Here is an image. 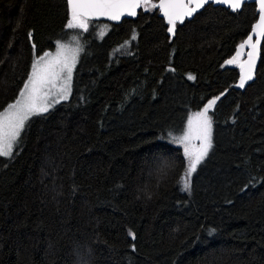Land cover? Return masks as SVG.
<instances>
[{
	"label": "trees",
	"instance_id": "1",
	"mask_svg": "<svg viewBox=\"0 0 264 264\" xmlns=\"http://www.w3.org/2000/svg\"><path fill=\"white\" fill-rule=\"evenodd\" d=\"M257 16L210 3L169 33L140 7L88 41L69 99L0 156V264H264V41L243 91L225 63ZM69 19L67 0H0V110ZM216 97L184 190L176 132Z\"/></svg>",
	"mask_w": 264,
	"mask_h": 264
},
{
	"label": "snow or ice",
	"instance_id": "2",
	"mask_svg": "<svg viewBox=\"0 0 264 264\" xmlns=\"http://www.w3.org/2000/svg\"><path fill=\"white\" fill-rule=\"evenodd\" d=\"M208 0H160L159 4L151 0H67L70 8L68 29L88 30L89 21L94 17L106 16L110 20H120L125 14L135 16L136 9L144 7L145 10L159 8L167 18L168 32L173 33L177 21L190 17ZM227 3L234 11L238 10L244 0H218ZM259 4V19L255 23L248 37L238 46L236 55L227 60L226 64H233L241 55V50L248 48V59L239 65L241 69L239 87L243 88L247 81L253 79V69L260 52V45L264 41V0H257ZM31 36V33H29ZM104 32L101 31L102 37ZM255 41L253 42V38ZM132 39H135L133 35ZM128 42L126 41L125 44ZM123 45H121V48ZM77 38H73L69 45L58 44L55 56L45 53L38 57L32 64L28 79L24 82L18 98L7 105L0 112V156L11 157L14 147L19 144V138L26 124L33 116H39L49 111L60 100L68 98L72 72L82 51ZM120 49H115L114 54ZM189 79H194L191 75ZM59 97V99H57ZM219 97L209 100L201 112L196 114L195 128L193 120L189 118L188 131L176 139L177 143L184 144V154L188 164L184 175L181 177L184 190L190 189L192 173L208 154L211 144V120L208 110L216 103ZM200 141L197 149L189 147L193 138Z\"/></svg>",
	"mask_w": 264,
	"mask_h": 264
},
{
	"label": "rangeland",
	"instance_id": "3",
	"mask_svg": "<svg viewBox=\"0 0 264 264\" xmlns=\"http://www.w3.org/2000/svg\"><path fill=\"white\" fill-rule=\"evenodd\" d=\"M110 28H111V24L108 23V22H104V21H103V22H96V21H95V22H89V26H88V30H87V31H83V30H81V29H68V28H66V29L63 31V33H62V34L58 37V39L56 40L54 48L49 49V50H46V51H44L43 53L34 56V58H33V60H32V64H33V62H34L38 57L43 56L45 53H51L52 56H55L56 53H57V50H58V44H62V45H66V46H67V45H69L70 41H72V39H73L74 37L78 39L79 44L81 45L82 49L84 50V47H85V45L87 44L88 41L95 40V39H97V40L101 39V38H102V37L108 32V30H109ZM101 31L104 32V35H103L102 37L100 36ZM83 50L79 53L78 60L76 61L75 67H74L73 72H72V78H71V82H70V92H69V94H68V98H67V99H69V97H70V95H71L72 84H73V77H74L75 68H76V65H77V63H78V61H79V59H80V56H81ZM32 64H31L30 72H31V70H32ZM29 74H30V73H29ZM28 76H29V75H28ZM27 79H28V78H27ZM27 79H26V80H27ZM23 86H24V84L22 85V88H23ZM20 90H21V89H20ZM19 92H20V91H19ZM18 95H19V93H18ZM18 95H17V97H16L14 100H12L11 102H9L8 104L13 103V102L18 98ZM57 99H59V97H57ZM67 99H65V100H60L59 103L62 102V101H66ZM8 104H7V105H8ZM56 104H58V103H56ZM56 104H55V105H56ZM7 105H6L4 108H2V109L0 110V112H3L4 109L7 107ZM55 105H54V106H55ZM51 108H52V107H51ZM51 108H50V109H51ZM203 109H204V107H203L202 109H200L199 111H197V112H195V113H190V114L188 115V117H187V119H186V122H185L184 127L182 128V130L179 131V132H176V134H177V135H176V138H177V139H179L180 137H182V136L185 134V132L188 131V121H189V118H192V120H193V127L195 128L196 121H197L196 114H197L198 112H201ZM211 125H212V123H211ZM23 131H24V130H23ZM22 133H23V132H22ZM21 136H22V134H21ZM21 136H20V138H21ZM177 136H178V137H177ZM20 138H19V141H20ZM212 139H213V125H212V128H211V144H212ZM176 143H177V142H176ZM177 144L182 148L183 153H184V144H183V143H177ZM199 144H200V141L194 138V133H193V138H192L191 141H190L189 147H190L191 149H197V148L199 147ZM17 146H18V145H17ZM17 146L14 147V150H15V148H16ZM208 153H209V151H208ZM184 156H185V154H184ZM206 156H207V155H206ZM206 156H205V157H206ZM185 159H186V168H187L188 160H187V157H186V156H185ZM203 160H204V159H203ZM197 167H198V166H197ZM192 174H193V173H192Z\"/></svg>",
	"mask_w": 264,
	"mask_h": 264
},
{
	"label": "water",
	"instance_id": "4",
	"mask_svg": "<svg viewBox=\"0 0 264 264\" xmlns=\"http://www.w3.org/2000/svg\"><path fill=\"white\" fill-rule=\"evenodd\" d=\"M159 2H160V0H158L157 1V3L156 4H159ZM246 2H254L255 4H256V11H257V13H258V16H257V19H256V21L253 23V25L255 24V23H257L258 22V19H259V4L257 3V0H244V2L242 3V5H241V7L238 9V10H240L241 8H242V6H243V4L244 3H246ZM212 4V5H214V6H224V7H226V8H229L230 10H232V11H234L227 3H221V2H218V0H208V2L207 3H205L202 7H200L197 11H200L204 6H206V5H208V4ZM70 9V8H69ZM139 9L140 8H137L136 9V13L138 14V11H139ZM158 10H159V15L162 17V18H164V20H165V22L167 23V18L163 15V12H162V10H160L159 8H158ZM196 11V12H197ZM235 11H237V10H235ZM195 12V13H196ZM195 13H193V15L195 14ZM137 14L135 15V16H131V15H127V14H125V15H123L122 17H121V19L120 20H110V19H108L106 16H99V17H94V18H92L90 21H104V22H108V23H112V24H119L123 19H125V18H135L136 16H137ZM192 15V16H193ZM192 16H190V17H186L185 19H189V18H191ZM184 19V20H185ZM183 20V21H184ZM179 22H181V21H177V23H179ZM168 24V23H167ZM252 25V26H253ZM252 28V27H251ZM250 32H251V30H250ZM250 32H249V34H250ZM248 34V35H249ZM248 35L246 36V38L248 37ZM245 38V39H246ZM244 39V40H245ZM243 40V41H244ZM242 41V42H243ZM255 41V37L253 38V42ZM241 42V43H242ZM263 42V41H262ZM240 43V44H241ZM239 44V45H240ZM238 45V46H239ZM261 45H262V43H261ZM261 45H260V52H259V55H258V57H257V59H256V64H255V67H254V69H253V79H254V76H255V73H256V70H257V67H258V64H259V61H260V54H261ZM238 46H237V48H238ZM237 48H236V51H237ZM236 51H235V53H234V55L233 56H235L236 55ZM249 51V49L248 48H245V49H243V50H241V55L239 56V57H237L236 58V61H238L239 62V65H241L242 63H244L247 59H248V57H247V52ZM232 56V57H233ZM232 59V58H231ZM240 73H241V69H240V67H239V78H238V80H237V82L234 84V88L236 89V90H240V91H243L244 89H245V87L247 86V84L248 83H250L252 80H250V81H247L246 82V84H245V86L243 87V88H241V87H239V81H240Z\"/></svg>",
	"mask_w": 264,
	"mask_h": 264
}]
</instances>
